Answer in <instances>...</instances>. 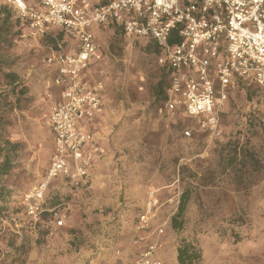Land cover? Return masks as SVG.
Masks as SVG:
<instances>
[{
	"label": "rangeland",
	"instance_id": "rangeland-1",
	"mask_svg": "<svg viewBox=\"0 0 264 264\" xmlns=\"http://www.w3.org/2000/svg\"><path fill=\"white\" fill-rule=\"evenodd\" d=\"M100 30V57L84 76L104 84L103 112L91 122L103 155L80 185L50 181L41 223L33 226L24 195L49 164L46 117L60 91L46 57L75 42L58 39L56 49L49 37H25L12 17L1 25L0 117L8 124L0 132L21 148L4 183L10 197L0 203V264H122L145 243H157L163 264H179L180 239L200 249L193 264H264V91L232 90L215 130H204L196 119L164 110L165 70L153 43L116 27ZM8 74L24 92H9ZM185 191L177 231L171 219ZM148 203L155 216L144 232L137 216ZM51 210L63 215L61 226H54ZM138 236L143 241L134 244Z\"/></svg>",
	"mask_w": 264,
	"mask_h": 264
},
{
	"label": "built area",
	"instance_id": "built-area-1",
	"mask_svg": "<svg viewBox=\"0 0 264 264\" xmlns=\"http://www.w3.org/2000/svg\"><path fill=\"white\" fill-rule=\"evenodd\" d=\"M24 24V36L41 38L52 30L75 44L46 57L53 67L59 98L46 117L52 136L51 157L42 178L24 195L30 224L41 223L46 189L62 177L72 185L89 178L101 154L95 133L80 124L103 112L102 82L83 73L100 57L95 28L121 29L128 38L153 43L158 64L168 73L164 110L196 119L214 131L230 89L240 83L264 91V0H1ZM189 135V131L184 132ZM155 213L150 203L137 216V229H149ZM54 226L63 215L50 211ZM158 234L161 228L156 230ZM143 241L136 237L134 244ZM157 243H145L133 260L122 264H163Z\"/></svg>",
	"mask_w": 264,
	"mask_h": 264
},
{
	"label": "trees",
	"instance_id": "trees-1",
	"mask_svg": "<svg viewBox=\"0 0 264 264\" xmlns=\"http://www.w3.org/2000/svg\"><path fill=\"white\" fill-rule=\"evenodd\" d=\"M3 15V18L1 20V25L6 24L7 21L12 17L14 19V22L16 24V27L18 31L24 33L25 27L24 24L16 17L15 13L9 8L7 5L4 4V8L0 10V15ZM1 25H0V42L4 41L5 38H3V31H1ZM6 30V29H5ZM46 37L50 38V41L53 42V47L57 49L58 39L62 40L64 43H67V40H64L63 32L59 30H52L50 33L45 35ZM156 47V46H155ZM165 70V68H164ZM15 75L8 74L7 79L9 80V92L11 93H22L25 91V88H20V90H16L19 87V84L15 81ZM165 81L166 86L163 90V100H165V92L168 87V73L165 70ZM253 87L256 89H259L254 84H247V83H240L238 86H236L233 89H230L228 93V97L232 90L238 89V88H248ZM5 92H8L5 90ZM164 102V101H163ZM8 124L7 121H5L3 118L0 117V130L3 129V125ZM21 144L19 142H13L6 138L1 132H0V203H6L8 202L10 190L6 189L4 187V183L7 182L11 177L13 170L16 165V161L19 157ZM189 199V194L187 191L183 192L181 194L180 203L178 206V210L175 213V215L171 219V225L172 228L179 231L183 228L184 223V213H185V207L186 203ZM177 261L179 264H193V262H197L201 258V252L199 248H196L191 242H188L185 239H180L179 244L177 246V255H176Z\"/></svg>",
	"mask_w": 264,
	"mask_h": 264
},
{
	"label": "crops",
	"instance_id": "crops-1",
	"mask_svg": "<svg viewBox=\"0 0 264 264\" xmlns=\"http://www.w3.org/2000/svg\"><path fill=\"white\" fill-rule=\"evenodd\" d=\"M103 29H105V28H103ZM101 30H100V28H95L94 29V32H95V35L97 34V33H99ZM69 49H71V48H69ZM68 49V50H69ZM86 71H88V68L85 70V72L83 73V78H84V80H86L85 79V76L84 75H86ZM53 76H54V74H53ZM60 92V91H59ZM59 98V93H58V95L56 96V99L55 100H57ZM54 100V101H55ZM103 101V100H102ZM96 118H99V116H97V117H95L94 119H96ZM80 124L82 125V126H84L85 128H87V129H89V130H91V131H93V129H92V127H91V122L93 121H87L85 118H80ZM95 133V132H94ZM97 133H95V135H96ZM96 137L98 138L99 136H97L96 135ZM52 139H53V136H52ZM98 141H99V139H98ZM99 143H100V146H101V150L103 151V144H102V142L101 141H99ZM102 155H103V152H101V154L97 157V159L94 161V162H96V161H98V159H100L101 157H102ZM95 165V164H94Z\"/></svg>",
	"mask_w": 264,
	"mask_h": 264
}]
</instances>
